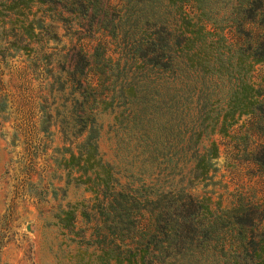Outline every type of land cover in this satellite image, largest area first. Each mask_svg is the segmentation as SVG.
Wrapping results in <instances>:
<instances>
[{
	"label": "trees",
	"instance_id": "trees-1",
	"mask_svg": "<svg viewBox=\"0 0 264 264\" xmlns=\"http://www.w3.org/2000/svg\"><path fill=\"white\" fill-rule=\"evenodd\" d=\"M20 51L46 73L65 182L88 193L55 212L69 264H264V200L192 190L222 145L264 182V0H0V63ZM107 109L127 166L99 149Z\"/></svg>",
	"mask_w": 264,
	"mask_h": 264
},
{
	"label": "rangeland",
	"instance_id": "rangeland-1",
	"mask_svg": "<svg viewBox=\"0 0 264 264\" xmlns=\"http://www.w3.org/2000/svg\"><path fill=\"white\" fill-rule=\"evenodd\" d=\"M185 10L187 18L200 24L190 6ZM30 56L20 51L0 63V106L4 105L0 109V264H69L68 253L75 245L66 242L55 212L67 199L88 193L74 179L65 182L64 158L69 150L59 127L49 124L45 129L40 123L47 77L40 67L32 66ZM253 79L264 85V61L255 64ZM61 101L56 95L52 106L64 109ZM96 116L101 124L99 149L122 167L128 147L119 143L122 131H115L114 113L107 109ZM257 141H264V136ZM214 162L194 193L209 196L214 206L228 205L236 189L264 200L263 179L251 163L233 158L223 145ZM77 226H84L81 217Z\"/></svg>",
	"mask_w": 264,
	"mask_h": 264
}]
</instances>
